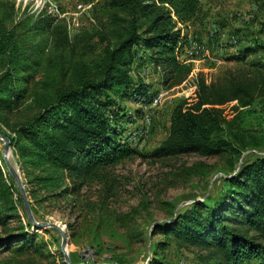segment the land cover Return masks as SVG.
I'll return each mask as SVG.
<instances>
[{"label":"trees","instance_id":"trees-1","mask_svg":"<svg viewBox=\"0 0 264 264\" xmlns=\"http://www.w3.org/2000/svg\"><path fill=\"white\" fill-rule=\"evenodd\" d=\"M104 8L108 21L101 37L111 44L92 54L88 74L72 84L60 81L54 70L61 53L91 50L84 38L71 39L66 24L51 15L24 22L22 35L15 28L11 33L0 20V111H31L14 125L3 123L10 130L3 134L28 183L56 197L78 193L109 167L145 156L125 127L142 119V110L133 116L121 104L150 90L134 73V63L140 55L162 73L166 85L182 84L193 72V65L176 53L183 30L208 18L200 0H106ZM263 51L258 43L241 48L233 60L255 56L244 73L229 71L211 83L199 74L195 97L179 100L169 136L151 154L157 159L198 154L230 160L217 197L196 201L182 215L156 225V231L183 248L197 249L192 264H264V154L238 165L247 151L264 150V134L245 127V110L264 98ZM231 104L235 115L227 119L222 108ZM0 185V197L10 202L0 206L5 224L15 206L1 167ZM38 236L22 226L0 237V252H38ZM168 244L155 243L148 264H176L163 254Z\"/></svg>","mask_w":264,"mask_h":264},{"label":"rangeland","instance_id":"rangeland-1","mask_svg":"<svg viewBox=\"0 0 264 264\" xmlns=\"http://www.w3.org/2000/svg\"><path fill=\"white\" fill-rule=\"evenodd\" d=\"M105 1L0 0V20L6 21L11 33L15 28L22 35L24 22L30 18L36 21L43 14L51 15L66 24L71 39L78 35L84 38L91 50L61 53L54 70L60 81L72 84L76 78L88 74L94 59L92 54L96 51L100 54L111 44L105 35L101 37L103 24L108 21ZM200 1L208 18L204 24L183 30V41L176 51L180 61L193 65V72L186 81L166 85L162 73L148 62L147 65L140 55L134 63V73L150 90L129 97L121 104L133 116L136 110H142V119L126 123L125 127L126 136L138 145L144 157L126 159L106 169L80 192L56 197L28 183L11 147L9 161L21 176L35 220L57 224L67 232L66 251L72 264H148L153 255L152 247L159 241L169 243L163 253L167 260L192 264L197 249L183 248L172 237L156 231V225L182 215L196 201L217 197L224 189L223 179L227 176L230 160L198 154L157 159L151 154L169 136L170 117L179 100L195 97V80L199 74L211 83L229 71L244 73L250 69L249 63L255 56L248 57L245 62L233 60L234 57L242 47L256 43L264 45V0ZM233 105L222 108L227 119L235 115ZM245 112V127L264 134V98ZM26 115H31V111H0V133H10L3 123L14 125ZM258 154L263 155L264 150L247 151L238 165ZM0 167L11 188L10 198L15 206V210L7 214L8 223L0 222V237L18 233L23 226L32 234L38 233L37 242L40 243L38 252L16 253L4 249L0 252L1 264H65L62 235L54 228L35 230L32 224L28 226L30 220L23 197L14 179L11 183L12 175L1 139ZM2 189L0 185V195ZM0 206H10L7 196L0 197Z\"/></svg>","mask_w":264,"mask_h":264},{"label":"water","instance_id":"water-1","mask_svg":"<svg viewBox=\"0 0 264 264\" xmlns=\"http://www.w3.org/2000/svg\"><path fill=\"white\" fill-rule=\"evenodd\" d=\"M0 139L4 142V158H5L7 167L9 169L13 179L15 180L16 184L18 185V188H19V190H20V192L22 194L24 205H25V210H26V213L28 215V218H29L31 224L33 225V228L35 230L44 229V228H54V229H56L62 235V238H63L62 250H63V253H64V257H65L66 263L67 264H72L71 259L69 257V254L66 251V247L68 246V242H69V238H68L67 232L61 226H59L57 224L48 223V222L39 223V222H37L35 220V218L33 216V213H32L31 205H30V202H29V199H28V194H27V191H26V189H25V187L23 185L21 176H20L19 172L17 171V169L9 161V153H10V150H11V141L6 135L1 134V133H0Z\"/></svg>","mask_w":264,"mask_h":264},{"label":"built area","instance_id":"built-area-1","mask_svg":"<svg viewBox=\"0 0 264 264\" xmlns=\"http://www.w3.org/2000/svg\"><path fill=\"white\" fill-rule=\"evenodd\" d=\"M160 100H161V98H160Z\"/></svg>","mask_w":264,"mask_h":264}]
</instances>
